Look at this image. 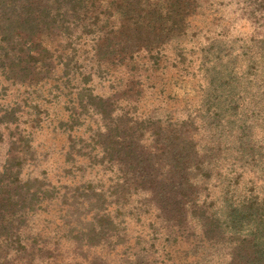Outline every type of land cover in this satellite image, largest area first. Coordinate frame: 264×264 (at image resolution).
Here are the masks:
<instances>
[{"label": "trees", "instance_id": "trees-1", "mask_svg": "<svg viewBox=\"0 0 264 264\" xmlns=\"http://www.w3.org/2000/svg\"><path fill=\"white\" fill-rule=\"evenodd\" d=\"M193 3L0 0V264H264L262 138L168 88Z\"/></svg>", "mask_w": 264, "mask_h": 264}, {"label": "rangeland", "instance_id": "rangeland-1", "mask_svg": "<svg viewBox=\"0 0 264 264\" xmlns=\"http://www.w3.org/2000/svg\"><path fill=\"white\" fill-rule=\"evenodd\" d=\"M195 5L186 9L180 29L172 32L164 49V72L176 69L179 75L169 80L168 88L181 100L189 98V103L213 89L211 95L218 96L214 102L252 126L263 148L245 167H254L258 177L254 193L260 197L264 195V0H195ZM238 183L240 189L249 187L242 186L244 180Z\"/></svg>", "mask_w": 264, "mask_h": 264}]
</instances>
